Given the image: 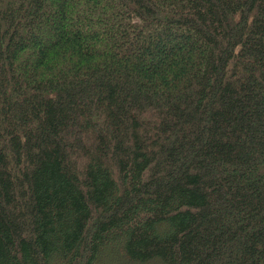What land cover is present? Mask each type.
I'll list each match as a JSON object with an SVG mask.
<instances>
[{"label": "trees", "instance_id": "obj_1", "mask_svg": "<svg viewBox=\"0 0 264 264\" xmlns=\"http://www.w3.org/2000/svg\"><path fill=\"white\" fill-rule=\"evenodd\" d=\"M100 258L264 264V0H0V264Z\"/></svg>", "mask_w": 264, "mask_h": 264}, {"label": "rangeland", "instance_id": "obj_2", "mask_svg": "<svg viewBox=\"0 0 264 264\" xmlns=\"http://www.w3.org/2000/svg\"><path fill=\"white\" fill-rule=\"evenodd\" d=\"M101 263H103V264H124V263H121V262H115V261H109V260H105V259H103V258H100V260H99V264H101ZM146 264H161L160 262H159V260L158 261H151V262H149V263H146Z\"/></svg>", "mask_w": 264, "mask_h": 264}]
</instances>
